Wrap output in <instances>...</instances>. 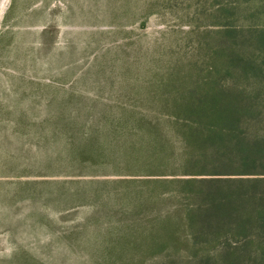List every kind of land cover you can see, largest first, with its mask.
I'll return each instance as SVG.
<instances>
[{"label":"rangeland","instance_id":"374dc122","mask_svg":"<svg viewBox=\"0 0 264 264\" xmlns=\"http://www.w3.org/2000/svg\"><path fill=\"white\" fill-rule=\"evenodd\" d=\"M227 28L264 67L250 44L264 0H0V264H184L190 246L145 250L173 218L123 234L137 189L114 181L161 177L145 175L161 153L142 163L151 149L123 120L214 72Z\"/></svg>","mask_w":264,"mask_h":264},{"label":"trees","instance_id":"16d2710c","mask_svg":"<svg viewBox=\"0 0 264 264\" xmlns=\"http://www.w3.org/2000/svg\"><path fill=\"white\" fill-rule=\"evenodd\" d=\"M231 12L225 7L219 15ZM250 39L254 51L264 53V28ZM246 41L227 28L215 49L222 60L209 61L214 72L196 77L178 97H168L169 105L159 112H129L123 120L151 149L142 163L156 166L161 153V169L145 173L161 177L114 181L137 189L123 204L130 210L117 216L130 223L123 234L143 218L155 223L162 217L164 225L173 218L181 227L176 242V225L147 231L153 247L146 251L190 246L184 264H264V67L257 55L251 60L233 52V43ZM238 66L241 72L231 70ZM160 205L166 209L152 213Z\"/></svg>","mask_w":264,"mask_h":264}]
</instances>
